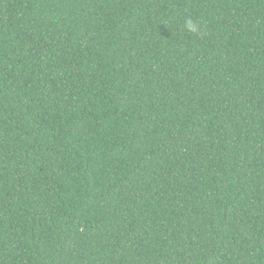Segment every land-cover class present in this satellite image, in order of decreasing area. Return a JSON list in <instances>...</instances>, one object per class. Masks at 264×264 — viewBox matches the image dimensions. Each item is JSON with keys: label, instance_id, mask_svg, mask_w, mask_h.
Masks as SVG:
<instances>
[{"label": "trees", "instance_id": "16d2710c", "mask_svg": "<svg viewBox=\"0 0 264 264\" xmlns=\"http://www.w3.org/2000/svg\"><path fill=\"white\" fill-rule=\"evenodd\" d=\"M0 264H264V0H0Z\"/></svg>", "mask_w": 264, "mask_h": 264}, {"label": "clouds", "instance_id": "9594fccd", "mask_svg": "<svg viewBox=\"0 0 264 264\" xmlns=\"http://www.w3.org/2000/svg\"><path fill=\"white\" fill-rule=\"evenodd\" d=\"M184 28L192 34H199L201 31V25L191 18L185 20Z\"/></svg>", "mask_w": 264, "mask_h": 264}]
</instances>
